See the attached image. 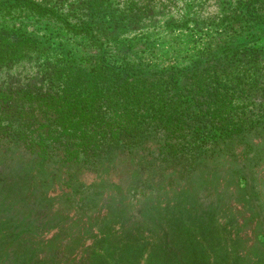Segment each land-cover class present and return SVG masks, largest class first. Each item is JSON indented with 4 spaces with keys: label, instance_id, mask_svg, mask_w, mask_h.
Masks as SVG:
<instances>
[{
    "label": "trees",
    "instance_id": "16d2710c",
    "mask_svg": "<svg viewBox=\"0 0 264 264\" xmlns=\"http://www.w3.org/2000/svg\"><path fill=\"white\" fill-rule=\"evenodd\" d=\"M21 7L85 33L99 53L66 59L60 92L0 91L1 189L57 179L78 220L105 185L85 184L84 171L115 174L135 166L138 179L122 183L117 176L113 190L159 196L177 184L219 191L214 175L231 161L229 173L243 182L239 190L248 189L264 166L263 46L225 45L186 68L144 71L106 60L102 39L118 26L109 0L82 1L76 24L38 0L0 1L2 9ZM244 19L264 29V0H242L237 21ZM40 42L26 29L0 25V68ZM10 174L19 182H5ZM256 189L263 194L264 182ZM32 249L35 264H44Z\"/></svg>",
    "mask_w": 264,
    "mask_h": 264
},
{
    "label": "rangeland",
    "instance_id": "374dc122",
    "mask_svg": "<svg viewBox=\"0 0 264 264\" xmlns=\"http://www.w3.org/2000/svg\"><path fill=\"white\" fill-rule=\"evenodd\" d=\"M82 1L38 0L72 24L82 17ZM109 1L119 27L109 28L102 43L113 64L144 71L186 68L225 45L254 40L264 47L260 25L237 21L242 0ZM0 25L26 29L41 41L39 49L0 68V91L60 92L64 61L99 53L85 33L24 7L0 8ZM230 164L214 175L216 187L226 189L197 193L177 184L159 196L113 190L117 176L122 183L138 179L135 166L115 174L84 171L85 184L105 185L80 220L57 179L42 186L33 179L29 190L0 186V264H35L32 248L44 264H264V193L256 192L264 166L251 176L252 189L239 190L243 182L229 173Z\"/></svg>",
    "mask_w": 264,
    "mask_h": 264
}]
</instances>
